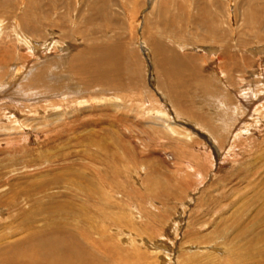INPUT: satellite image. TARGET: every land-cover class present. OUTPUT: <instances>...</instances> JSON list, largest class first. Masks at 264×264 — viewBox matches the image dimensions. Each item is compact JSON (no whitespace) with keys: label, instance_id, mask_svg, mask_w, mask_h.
Masks as SVG:
<instances>
[{"label":"rangeland","instance_id":"374dc122","mask_svg":"<svg viewBox=\"0 0 264 264\" xmlns=\"http://www.w3.org/2000/svg\"><path fill=\"white\" fill-rule=\"evenodd\" d=\"M256 1L0 0V250L66 225L106 264H255L247 242L264 247ZM154 38L167 54L154 53ZM110 40L122 44L120 65L101 82L100 71L83 74L87 47ZM165 57L175 60L168 73L157 64ZM193 57L213 96L204 103L188 85L177 106L215 111L213 120L173 109Z\"/></svg>","mask_w":264,"mask_h":264},{"label":"bare ground","instance_id":"6f19581e","mask_svg":"<svg viewBox=\"0 0 264 264\" xmlns=\"http://www.w3.org/2000/svg\"><path fill=\"white\" fill-rule=\"evenodd\" d=\"M245 1H247V6L252 8V5H253L252 2L254 0L252 1L245 0ZM260 1L261 0L256 1L255 7L264 9V3ZM90 7L91 9H94L95 5L93 4ZM258 12L260 13V10H258ZM257 15L259 16V14ZM261 20L263 23L264 20L262 16L260 17V21ZM180 36H181L180 34L177 35V37H180ZM150 42L152 44L155 54L158 55L164 51L163 45L165 44L164 42H161L160 39L156 40V38H154V40ZM121 47H122V44L120 41H113V40H110V42L108 41L102 42V43L98 42L97 44L92 43L84 51V54H82L85 57L86 61L84 60V63L80 64L79 69L83 71L84 72L83 74H86V76H91L93 75V73L95 74L100 71L99 73L100 82L103 81L105 79L104 76L109 75V69H108L109 66L113 67L114 63H116L117 65H120L119 56L121 55L119 54L121 51ZM166 50L164 51V54H167ZM172 58L177 60L178 62L177 56L173 55ZM166 59L168 58L165 57V61H164L165 67L164 68L162 67L163 61L160 60L159 58L157 60V64L161 71H164V72L166 71L168 73L169 72L168 70L169 62H173L175 60L170 61ZM97 65H100L101 68L96 69ZM83 66H86V67H83ZM39 75H42V72H38V75L36 76L38 79L40 77ZM86 84H87V81H86ZM100 84H102L103 86V83H100ZM41 86L44 87V83H42ZM46 86H48V84H45V87ZM50 91H53L52 88L50 89ZM49 217L50 216H48V218ZM23 222H26V221H23ZM26 228H28L26 227V224H23L22 229H26ZM47 229H46L47 230L46 234H40L39 233L40 231H35V233L33 232L34 234L32 238H30L28 241L26 240V242H24L23 240H21L19 241L18 245L15 247H8V248L5 247L1 249L0 250V264H17V263L18 264H106L97 255L91 252H88L84 246H80L76 241V237L74 236L73 231L68 230L66 228V225L56 230H54V226H52V228L50 229L49 228ZM247 243H250L252 247V248H249V250L258 254L257 256L258 258L256 259L255 264H264V247L261 249H259L258 247L255 248L254 245L257 244L256 240L253 242L249 241ZM25 244L29 246L31 250H23L22 248H25L24 247ZM253 248L257 250H254ZM20 249H22L23 252Z\"/></svg>","mask_w":264,"mask_h":264},{"label":"crops","instance_id":"0c3cea01","mask_svg":"<svg viewBox=\"0 0 264 264\" xmlns=\"http://www.w3.org/2000/svg\"><path fill=\"white\" fill-rule=\"evenodd\" d=\"M193 59H194L193 62H192L193 67L190 68V69L191 70L192 69L193 70L195 69L196 72L194 74H191L190 75L189 73L187 74V71H185L184 74H183V77H182V83H181V85L179 84L177 86V88H179V89H177L175 92L172 89V96L171 97L175 101V103H173L171 101L172 104L174 105L173 106V109L176 112V114L178 116H180L181 118H185V119L192 118V119H194V118L200 117L203 120L206 119V118L207 119H210V120H213V118H212L213 116L212 115L215 114V111L214 110H210L209 109V111H214V112H209V115L198 116L196 110L194 111L191 108H181V107L177 106V105H179L178 104L179 95L182 94V92L181 93L180 92L178 93L177 91L178 90L185 89L186 86H188V85L194 86V88H197L199 90L198 93L200 95V98H205V102L204 103L208 102V100L210 98H212V96H213V91H212L213 90V86H212V83L209 82V81H207V79H203L202 76H200L203 73L202 66L199 63H197V60H195L194 57H193ZM186 70H188V68H186ZM194 120H197V119H194Z\"/></svg>","mask_w":264,"mask_h":264}]
</instances>
